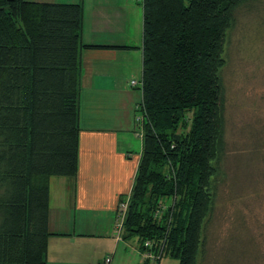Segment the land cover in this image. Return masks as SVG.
Returning a JSON list of instances; mask_svg holds the SVG:
<instances>
[{"label": "trees", "instance_id": "16d2710c", "mask_svg": "<svg viewBox=\"0 0 264 264\" xmlns=\"http://www.w3.org/2000/svg\"><path fill=\"white\" fill-rule=\"evenodd\" d=\"M245 1L140 2L143 151L121 237L154 264L203 263L224 178L226 46ZM83 13L0 0V264L47 263L50 180L78 175L81 51L98 48L82 42Z\"/></svg>", "mask_w": 264, "mask_h": 264}, {"label": "crops", "instance_id": "0c3cea01", "mask_svg": "<svg viewBox=\"0 0 264 264\" xmlns=\"http://www.w3.org/2000/svg\"><path fill=\"white\" fill-rule=\"evenodd\" d=\"M28 1L81 4L82 42L98 47L81 51L78 175L50 180L46 264H104L107 258L143 264L138 240L116 235L120 199H129L143 151L135 123L142 95L129 81L142 80V6L134 0Z\"/></svg>", "mask_w": 264, "mask_h": 264}, {"label": "rangeland", "instance_id": "374dc122", "mask_svg": "<svg viewBox=\"0 0 264 264\" xmlns=\"http://www.w3.org/2000/svg\"><path fill=\"white\" fill-rule=\"evenodd\" d=\"M133 59L137 63V58ZM226 59L222 71L226 115L224 178L202 264H264V0H246L237 10L228 34ZM138 78L129 79L131 87L133 80L141 83ZM137 119L136 115V132L142 139ZM171 204V200L165 201L166 206ZM117 211L118 223L123 224L127 209L123 218L119 208ZM161 262L179 264L169 257H163Z\"/></svg>", "mask_w": 264, "mask_h": 264}, {"label": "built area", "instance_id": "2783aa9c", "mask_svg": "<svg viewBox=\"0 0 264 264\" xmlns=\"http://www.w3.org/2000/svg\"><path fill=\"white\" fill-rule=\"evenodd\" d=\"M136 1L141 2V0H136ZM131 84H132V86L134 88H140L141 87V83L140 82H137L135 80H133L131 82ZM136 111L137 112L140 111V103L137 105ZM137 116H138V119H137L138 120V123H141V121L143 120V116L141 114H138ZM128 200H126L125 202H122V203L119 204V210L122 213V218H123V216L125 214V210L128 208ZM122 225L123 224L118 223L117 226H116V229H117V234L116 235L117 236H119V235L121 236V233H122V230H123V226ZM145 247L150 248V249L153 248L152 242L147 241L145 243ZM144 256H145V259H150L153 262L152 264L155 263L154 260L161 259V256L157 257L153 252H150V251H147ZM106 263L109 264L110 263V259L107 258L106 259Z\"/></svg>", "mask_w": 264, "mask_h": 264}]
</instances>
